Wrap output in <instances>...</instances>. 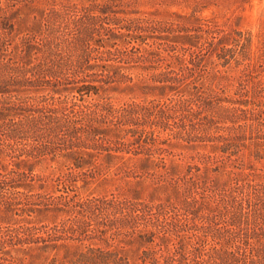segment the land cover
<instances>
[{"label":"trees","instance_id":"obj_1","mask_svg":"<svg viewBox=\"0 0 264 264\" xmlns=\"http://www.w3.org/2000/svg\"><path fill=\"white\" fill-rule=\"evenodd\" d=\"M44 1L0 0V214L7 218L0 223V264H22L15 251H55L69 242L84 248L48 264H130L129 251L137 253L138 264H264V176L223 184L178 175L174 162L166 161L164 147L172 140L216 144L228 157L251 147L264 153V107L215 103L208 109L213 91L197 99L179 95L181 87L204 86L194 78L196 69L165 64L162 51L184 60L168 44L176 43V33L193 41L206 35L212 46L217 32L209 25L176 31L143 17L123 18L137 0H88L81 7ZM251 43L233 40L232 49L221 43L216 57L223 66L239 64L237 54L250 60ZM203 46L200 53L185 49L195 68ZM134 69L152 72L154 90L178 95L123 104L102 97L109 88L134 83ZM245 92L264 100L262 83ZM62 161L66 172H37ZM112 171L131 197L121 183L106 195L79 192V184L86 188ZM147 184L168 192L159 200L145 198ZM36 214L54 220L49 226L9 221Z\"/></svg>","mask_w":264,"mask_h":264},{"label":"rangeland","instance_id":"obj_2","mask_svg":"<svg viewBox=\"0 0 264 264\" xmlns=\"http://www.w3.org/2000/svg\"><path fill=\"white\" fill-rule=\"evenodd\" d=\"M60 3L77 4L79 7L89 5L88 0L44 1V4L50 6ZM56 7H59V5ZM41 8L44 9V6L42 5ZM121 16L127 19L135 17L147 18L170 26L176 31H182L185 28L195 30L201 26L206 29V26L209 25L217 32V39L212 46L207 43L208 41L206 40L208 37L206 35L202 36V41H193L188 38H183L186 36V33H176V43H168L176 45L178 58H183L185 61L171 59L168 56L172 54L168 55L162 51L164 57H167L168 60L165 64L172 63V66L177 70L186 65L189 68L196 69L197 76L195 74L196 77L194 76V78H196L195 80H199L196 82L198 84H204V86H199L201 89L199 91L193 90L191 86L190 89L181 87L178 90L179 95L184 93L187 98L192 97L197 99L198 96L202 95V97H206V93L211 94V91H213L215 97L206 103L208 109L216 106L215 103H219L222 107L226 108H240L244 110H250L253 104L259 105V108L264 107V100H255L252 98V93L250 97H246L245 92L247 89L254 92L256 85L261 83L264 85V0H137L136 5L125 9ZM236 33H241L244 36L240 38ZM192 34L194 35V32ZM248 38L252 41L250 60L243 61L237 54L236 57L239 58V64L232 61L229 65L223 66V61H219L216 57V53L220 54L222 47L220 44L226 43L229 45L228 48L232 49L234 47L232 44L233 40H241L244 43ZM152 41H150V44H152ZM192 45L200 48H193ZM202 46L203 49L206 48L203 52L205 55L195 58V64L198 66L195 68V66L189 64L191 56L185 49L192 48V51L200 53ZM240 50L241 48L238 47L236 51L239 53ZM248 64H251L250 72H245L246 65ZM165 67L166 65H164ZM200 70H204L205 73H200ZM130 73L133 74L134 83L128 86L109 88L101 94L102 97L112 100L117 104H123L133 100L137 102L158 99L165 101L172 96L178 95L176 92H170L169 90H154V83L148 80L152 72H143L141 69H134ZM199 73L204 74V77L201 78ZM194 78L190 79V81L193 82ZM244 86H248L247 89H242ZM227 126L232 127L231 124L223 125V127ZM220 134L225 133L221 131ZM164 138H168V136L163 135ZM215 147L216 144L211 143L187 144L179 140H172L164 148L169 153V156L166 157L168 165L174 162L173 164L177 166L176 170L178 175H198L223 184L231 182L235 177H245L247 174L264 176L263 152L257 154L256 149L251 147L248 150L242 151L239 155L228 157V155H223L216 150ZM204 156H210V158H215L219 162L216 163V160H213V163L205 164ZM258 156L263 159H258ZM67 165L68 163L65 161L59 162L58 164H44L37 169V172L39 171L45 176L57 175L58 173L66 172ZM104 178L97 180L86 188H83L82 184H79V192L85 197L91 194L106 195L115 192L117 187L120 186L121 182L114 176L113 171L111 174H108L106 179ZM148 184L143 191L145 198H150L151 196L159 200L168 192L166 189L153 192V189ZM121 185L122 193L131 197L132 193L129 190V186L123 185L122 183ZM6 219L5 215L0 214V223L5 222L4 220ZM21 219L24 221L27 220V222L31 221L38 226H49L54 220L50 216L36 214L31 218L27 216L9 218V221L14 223ZM83 248L84 246L80 243L69 242L66 247L55 251L50 250L44 252L36 247L28 252L15 251L12 254L22 264H48L54 257L60 259L67 257L72 259ZM127 256L130 259V264H138L136 261V252L129 251Z\"/></svg>","mask_w":264,"mask_h":264}]
</instances>
